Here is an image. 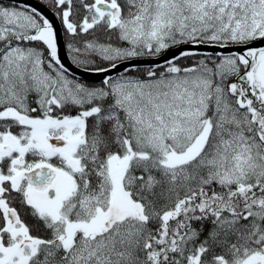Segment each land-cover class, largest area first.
Instances as JSON below:
<instances>
[{"label":"snow or ice","instance_id":"snow-or-ice-1","mask_svg":"<svg viewBox=\"0 0 264 264\" xmlns=\"http://www.w3.org/2000/svg\"><path fill=\"white\" fill-rule=\"evenodd\" d=\"M47 2L67 52L0 0V264H264V0Z\"/></svg>","mask_w":264,"mask_h":264},{"label":"water","instance_id":"water-1","mask_svg":"<svg viewBox=\"0 0 264 264\" xmlns=\"http://www.w3.org/2000/svg\"><path fill=\"white\" fill-rule=\"evenodd\" d=\"M9 2L12 4H17L18 0H9ZM19 2L32 7H36L38 11H40L43 15H45L53 22L54 26L58 30V41L61 45L65 46L64 52H67L63 27L61 25L59 18L54 17L53 11L46 4L40 2L39 0H19ZM65 60L67 63L71 64L70 59L65 57ZM72 69L76 72L78 78H80V70L75 68L74 65L72 66ZM93 82H98V77Z\"/></svg>","mask_w":264,"mask_h":264},{"label":"trees","instance_id":"trees-1","mask_svg":"<svg viewBox=\"0 0 264 264\" xmlns=\"http://www.w3.org/2000/svg\"><path fill=\"white\" fill-rule=\"evenodd\" d=\"M40 2H42V3H44V4H46L47 6H48V2H47V0H39ZM12 4V3H11ZM13 5H15V4H13ZM64 37H65V41H66V45L69 43V42H71V37H69L67 34H65V32H64Z\"/></svg>","mask_w":264,"mask_h":264}]
</instances>
